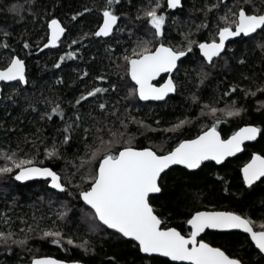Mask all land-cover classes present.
Returning <instances> with one entry per match:
<instances>
[{"label": "snow or ice", "instance_id": "obj_1", "mask_svg": "<svg viewBox=\"0 0 264 264\" xmlns=\"http://www.w3.org/2000/svg\"><path fill=\"white\" fill-rule=\"evenodd\" d=\"M184 2L147 0L136 7L135 15L132 16L118 11L119 0H103L102 6L72 13L71 18L76 20L95 11L98 13V23L94 31L84 32L79 39L71 40L68 51L62 53L52 67L59 70L70 57L83 59L81 48L87 39L100 38L107 45L106 54L111 67L131 87L125 85L121 89L102 70L94 79L99 82L108 81L109 86L86 88L70 102L79 106L89 99L96 101L101 93L105 96L110 92L116 94V98L111 101H98L96 107L101 111V116L91 114V122L86 123L83 114L76 111L65 122L63 118L66 113L61 104L43 97L45 106H51L40 119H51L54 114H59L63 123L61 139L57 141L53 138L49 145L35 134H25L23 143L31 145L27 152L19 142L15 148L0 142V181L13 182L9 187L15 190L25 182L42 180L45 194L55 197L48 200L49 223L43 227L41 223L44 217L36 216L34 212L31 224L21 217L24 228L13 230L9 210L0 211V223L7 225V230H0V245H4L6 252H12L13 245L25 247L30 235L38 234L61 248H66V245L75 246L85 254L95 253L94 241L106 236L124 244H132L142 254L141 264H157L159 258H170L164 264H249L243 256L230 254L224 247L201 238L209 229L225 232L243 230L247 237L243 243L256 252L252 264H264V219L257 228L256 221L243 210L209 205L190 210L186 214L183 220V226L187 228L185 231L181 227L171 226L167 216L159 214L153 199L163 194L166 186L164 177L173 167L182 166V176L191 178L195 176L191 170L202 169L205 162L215 161L220 164L226 157L239 153L246 141L264 137V120L260 123L244 121L243 116L248 110L234 99L238 87L245 97H255L257 93L264 95V82L253 81L255 87L232 83L218 98L208 100L193 91L189 95L193 106L199 105L196 115L177 118L175 123L163 129H156L146 120L132 115L135 103H166L170 93L179 91L181 85L178 75L184 61L190 56L198 54V60L191 61L193 67L184 69V77L197 91L218 69L247 65L250 54L259 53L260 61L264 64V0H231V3L228 0H213L211 3L205 0V6L200 10L204 13L201 23L194 28L189 25L188 31L181 33V42L174 43L168 39L167 29L169 19L175 23L177 18L171 17L169 10L182 11ZM24 7L17 2L9 4L7 11L23 20ZM28 11L34 17L39 15L34 7H29ZM213 11L217 13L215 23L211 22L209 16ZM45 29V37L35 46L37 52L60 45L66 33V28L55 13L46 21ZM201 29L213 30L209 36L198 39L196 34ZM118 33H125L127 39L115 41ZM10 36L9 31L0 27V100L16 104L24 91L23 86L32 83L26 58L20 51L31 49L33 45L25 39L22 41L23 49L18 51L9 43ZM73 45L78 46L73 48ZM240 46H244L243 52H240ZM90 59L94 60L95 57ZM76 72L78 77L84 79L89 76L87 68L82 71L77 69ZM241 79L251 77L242 73ZM63 80L62 76L57 77L56 83L62 84ZM122 90L126 92L124 97L118 95ZM222 100L225 101L223 106H218ZM122 101L128 104L123 111ZM24 102L30 109L35 110L37 107L28 96H25ZM256 105L257 112L264 109V100H257ZM207 117H211V121L201 123L207 121ZM230 118H239L240 125L230 134H225L221 125L229 123ZM193 121L201 123L196 135L190 138L167 136L159 143L149 141L147 146L138 145L136 136L139 132L129 130V126L135 124L138 129L175 133ZM3 127L5 125L0 121V128ZM14 130L15 125L6 129ZM74 132L80 134L84 152L69 158L62 150L76 140ZM41 155L48 161L63 159L65 165L58 171L51 163L44 164ZM240 171L242 185L249 189H255L257 182L264 183V154L252 153L251 159L243 164ZM215 175L223 180L220 173ZM223 191L231 193L234 199H242L245 195L239 189L232 193V186L227 182L224 183ZM65 195L68 199L61 200L60 197ZM201 195L198 191L194 198ZM72 198H75L79 206L78 213L70 207ZM39 200L43 201L44 196H40ZM72 225L76 226L74 232L68 231ZM81 228L83 232L79 231ZM29 264H87V261L83 257L58 259L49 255L33 256ZM108 264L120 262L112 256Z\"/></svg>", "mask_w": 264, "mask_h": 264}, {"label": "trees", "instance_id": "obj_2", "mask_svg": "<svg viewBox=\"0 0 264 264\" xmlns=\"http://www.w3.org/2000/svg\"><path fill=\"white\" fill-rule=\"evenodd\" d=\"M17 2L25 6L23 20L18 15L7 11L9 4ZM146 2L147 0H131V3H129V0H119L117 8L121 14L129 13L134 16L136 7ZM208 2L211 3L213 0H208ZM102 3L103 0H0V27L11 33L9 43L17 48L18 51L23 49L22 41L25 39L29 40L33 45L31 49L20 51V54L26 58L32 83L28 86H23L24 91L16 104L0 100V121L5 125V127L0 128V142L5 145L10 144L13 148L19 142L23 150L27 152L31 145L23 143L25 134L29 136L35 134L41 139H45L49 145L52 143L53 138L57 141L61 139L63 123L59 114H54L51 119H40V116L44 112L49 111L51 106H45L43 97L56 100L57 103L61 104L66 113L63 118L65 122L72 118L76 111L83 114L86 123L91 122V114L101 116V111L96 107L98 101L102 99L111 101L116 98V94L110 92L105 96V94L101 93L96 101L89 99L87 103L81 102L79 106L70 102L74 101L86 88L90 89L97 85L107 88L109 86L108 81L99 82L94 79L102 70L109 74L111 82L117 83L121 89H124L125 85L131 87V84L123 76L119 75L115 68L111 67L106 54L107 45L100 38L87 39L81 48L83 59L70 57L63 62L59 70L52 67L59 56L68 51V45L71 40L79 39L84 32L94 31L98 23V13L95 11L78 17L76 20L71 18L72 13L80 12L84 8L102 6ZM228 3H231V0H228ZM204 6L205 0H185L182 11L169 10L170 16L176 17L177 20L175 23L171 19L168 21V39L174 43H180L181 33L187 32L189 25L194 28L201 23L204 13L200 10ZM29 7H34V10L39 15L34 17L30 14L28 11ZM45 10H47V15H45ZM53 13L61 19V23L66 28V33L57 48L37 52L35 51V46L40 44L42 37H45V24ZM209 16L211 22L215 23L217 13L213 11L209 13ZM123 23H128V21ZM211 30L213 29H201L196 34V38L209 36ZM125 39H127L125 33H118L115 37V41ZM115 41L109 42L115 43ZM77 46L73 45L72 47L75 48ZM127 46L123 45V47ZM239 50L243 52L244 46H240ZM93 56L95 59H90ZM193 60H198V54L190 56L188 60L184 61L181 72L178 75L181 87L178 92L167 98L166 103H143L139 101L133 105L132 115L146 120L156 129H163L169 124L175 123L177 118L182 119L185 116L196 115L199 105L193 106L189 95L193 91H196L197 95L204 100H208L218 98L222 92L227 91L228 86L232 83H236L238 86L243 84L255 87L253 81L264 82V64L260 61L259 53H256L250 54L249 63L243 67L237 68L232 65L231 67L218 69L209 78V81L201 85L197 91L194 85L184 77V69L193 67L191 63ZM85 68L88 69L89 76L86 79L78 77L76 70L82 71ZM242 73L247 77H251V79L242 80ZM60 76L64 78L62 84L56 83V78ZM118 95L124 97L126 92L122 90ZM25 96H28L29 100L37 105L35 110L28 108L24 102ZM234 99L248 110L247 114L243 116L244 121L252 120L260 123L264 120V109L259 112L256 111V101L264 100V95L257 93L255 97H245L242 89L238 87ZM224 102L222 100L218 106H223ZM127 107L128 104L122 101L121 111ZM157 121L159 123H156ZM210 121L211 117H207V121H202L201 123ZM201 123L190 122L175 133L138 129L135 124L130 125L129 130L133 133L139 132V135L136 136L138 145L147 146L149 141L159 143L167 136L178 135L179 138H190L198 133ZM13 125H15L14 131H6V129L12 128ZM239 125V118H230V122L222 124L221 127L225 134H230ZM73 135L76 136V140L62 150L69 158L84 152L80 134L74 132ZM77 149L79 152H77ZM252 152L264 154V137H258L256 141L246 143L240 154L226 159L219 165L211 161L205 162L202 169L198 171L191 170L195 172V176L191 178L182 176L183 168L181 166L173 167L164 177L166 186L163 194L153 197L159 214L167 216L171 226L181 227L185 231L187 228L183 226V220L186 218V214L190 210L194 211L198 207H207L209 205L221 209L243 210L255 221L260 222L264 219V183L257 182L255 189H249L247 186L242 185L240 174V167L249 159ZM40 159L44 164L51 163L58 171L65 165L63 159L48 161L42 155ZM217 172L220 173L223 180L215 175ZM225 182L232 186V193L239 189L245 193L244 197L242 199H234L231 193L224 192ZM10 184H13V182L0 181V211L8 209V215L12 217V222L19 220L20 212L25 209V206H29L32 209V214L29 215L30 222H32L34 212L36 216L46 214L49 210L48 200L55 199V197L45 194L42 180L34 183L25 182L23 186L15 190H13V187H9ZM3 189H7V191ZM198 191L202 195L194 198ZM42 195L44 200L40 201L39 197ZM60 199L65 200L68 197L65 195L60 197ZM70 207L74 212H79V206L76 204L75 198L70 201ZM257 226L259 227V223ZM68 231H76V226L72 225ZM79 231L83 232V229L81 228ZM20 238H22V234H20ZM203 238L214 245L224 247L230 254L243 256L249 261V264H252L256 257V252L243 243L247 237L242 232L207 230ZM94 245L96 247L95 253L85 254L83 250L75 246L66 245V248H61L60 246L52 245L48 240L42 239L38 234H32L25 247L21 248L19 245H13L12 252H6L4 245H0V264H21L29 261L33 256L46 255L55 256L59 259H79L83 257L86 259L87 264H108L109 258L115 256L120 264H141L142 254L132 244H124L117 239H109L105 236L103 239L98 237L94 241ZM166 260L165 258H159L157 264H164Z\"/></svg>", "mask_w": 264, "mask_h": 264}, {"label": "rangeland", "instance_id": "obj_3", "mask_svg": "<svg viewBox=\"0 0 264 264\" xmlns=\"http://www.w3.org/2000/svg\"><path fill=\"white\" fill-rule=\"evenodd\" d=\"M32 214V209L31 207L29 206H25V209L20 212V215H19V220H16V222H12V228L16 229V230H19L21 228H24V223L20 220L21 217L24 218V220H26L28 223H32L30 222V219H29V215ZM44 217V220L43 222L41 223V227H43L45 224H48L49 223V218H48V215L47 213L46 214H43L42 215ZM255 221V220H254ZM259 222L256 221V226ZM5 224L3 223H0V230H5L7 229V225H5V227H3ZM258 228V226H257Z\"/></svg>", "mask_w": 264, "mask_h": 264}, {"label": "water", "instance_id": "obj_4", "mask_svg": "<svg viewBox=\"0 0 264 264\" xmlns=\"http://www.w3.org/2000/svg\"><path fill=\"white\" fill-rule=\"evenodd\" d=\"M65 35V34H64ZM64 37V36H63ZM63 37L61 38V40L63 39ZM45 42H46V40H45ZM59 45H57L55 48H57ZM48 49H54V48H52V47H50V48H48ZM44 50H47V49H41L40 51H44ZM163 75V74H162ZM175 93H170L169 94V96H171V95H174ZM141 102H143V103H146V102H157V101H141ZM258 138V137H257ZM249 142H253V141H246L245 143H249ZM243 151V148H242V150L239 152V153H235V154H233L232 156H229V157H226L225 158V160L226 159H228V158H232V157H234V156H236V155H238V154H240L241 152ZM252 153H254V152H252ZM249 159H251V156L249 157ZM248 159V160H249ZM224 160V161H225ZM248 160L245 162V163H247L248 162ZM224 161H222V162H220V164L221 163H223ZM211 162H214L215 164H217L215 161H211ZM219 165V164H218ZM243 166V165H242ZM242 166L240 167V170H241V168H242ZM182 167V166H181ZM240 174H241V177H242V172L240 171ZM207 231V230H206ZM208 231H222V230H208ZM227 231H239V232H242V233H244L243 232V230H227ZM222 232H225V231H222ZM245 234V233H244ZM203 235V234H202ZM201 235V236H202ZM46 256H49V255H46ZM59 259V258H58ZM165 259H170V258H165ZM175 263H181V262H175ZM21 264H29V261H27V262H24V263H21Z\"/></svg>", "mask_w": 264, "mask_h": 264}, {"label": "flooded vegetation", "instance_id": "obj_5", "mask_svg": "<svg viewBox=\"0 0 264 264\" xmlns=\"http://www.w3.org/2000/svg\"><path fill=\"white\" fill-rule=\"evenodd\" d=\"M252 154V153H251ZM207 232V231H206ZM216 232H221V231H216ZM205 234H203L202 236H201V238H203V236H204ZM204 239V238H203Z\"/></svg>", "mask_w": 264, "mask_h": 264}]
</instances>
